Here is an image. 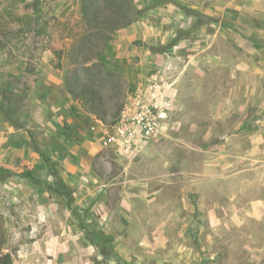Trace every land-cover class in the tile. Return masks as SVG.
Wrapping results in <instances>:
<instances>
[{
  "label": "rangeland",
  "instance_id": "obj_1",
  "mask_svg": "<svg viewBox=\"0 0 264 264\" xmlns=\"http://www.w3.org/2000/svg\"><path fill=\"white\" fill-rule=\"evenodd\" d=\"M226 1L0 0V101L25 124L19 132L3 121L0 132L15 131L20 143L40 135L45 154L51 138L69 149L78 143L77 164L94 153L78 180L32 183L21 164L9 177L0 172V247L12 264H49L66 239L78 244L63 253L70 264H108L114 242L102 258L83 231L105 234L103 218L118 235L114 252L135 256L130 264L264 262V231L243 212L259 196L264 162V16L243 11L241 0L226 9ZM211 9L203 19L187 11ZM152 80L172 85L170 108L141 152L96 151L66 137L87 133L95 118L111 125ZM82 89L96 94L104 119L87 111ZM145 178L161 192L156 206L133 203V227L123 230V188ZM101 202L112 206L107 216Z\"/></svg>",
  "mask_w": 264,
  "mask_h": 264
},
{
  "label": "crops",
  "instance_id": "obj_2",
  "mask_svg": "<svg viewBox=\"0 0 264 264\" xmlns=\"http://www.w3.org/2000/svg\"><path fill=\"white\" fill-rule=\"evenodd\" d=\"M235 1H238V0L226 1V3H225L226 9H228L230 7L233 8L235 5ZM241 3H242L243 11H245V12L247 11V12L251 13V12H253V10H255L258 12L259 15L264 16V0H241ZM213 10L214 9L205 10L203 15L205 17H212L215 15L214 14L215 11L213 12ZM246 37L249 39H255L254 33L250 32V30L247 31ZM160 85L163 88V90L165 91V95H166V97H168L167 101L170 104L169 98L171 97L170 92L172 93V91H171L172 85H170L169 83H165V82H160ZM43 97L45 100L46 96H43ZM53 97L54 98H53L52 103L54 105H57L58 97H56L55 95ZM39 99H42L41 96H39ZM52 110H53V108H52ZM54 113H55V111L53 110V114ZM54 115L56 117L58 114H54ZM58 116H57V118H58ZM57 118H55V119H57ZM3 121L4 120L2 118H0V124H2ZM52 121L54 122V118L52 119ZM33 123H35V122H33ZM96 123H97L96 133H101L102 131H104L102 125L105 126V124L101 120L95 118L94 121L86 129L87 133L91 136H89L84 131H82V134H79L78 133L79 131L75 130V131H68L66 134V137H70L71 139L76 138V140L82 138L83 142L80 143V144H82L81 145L82 147H88V148H91L92 150L95 149L96 151H100V150L103 151L101 149L100 143H99L100 135L93 134L90 131V127L94 126ZM11 126L12 125H10V127ZM6 127H8L7 124L5 125V128ZM41 127H43V124ZM21 130L25 131L24 129H19L18 131L20 132ZM47 130L50 131V129H48V128H47ZM15 134H16L15 131L6 130V129H1V132H0V159H2L1 163H2L3 167H5V168L16 170L17 168H19L17 166H19L21 164V166L31 167V169L33 170L32 177L35 180L40 179L39 177H41V176H45L46 178H51V175H49V173H48L46 164L43 162V160H41V156L39 155V153H36L35 151H33L31 145H30L31 150L28 151V149H27L29 147L28 143L30 142V137L32 136V138H33L34 142L37 144V147L40 150L41 154H43L45 157L49 158L52 163H57V169L59 170L60 174L63 177H65L67 180H72V181L78 180L84 176L83 175L84 172L91 171V170H88V168H87L88 164L85 161H87L86 160L87 158L92 159L94 153L85 156L83 158V160L84 159L85 160L79 164L74 162V160L73 161L71 160L72 156H76V157L78 156L77 150H74L77 148L80 149V146L78 143H75V144L73 143L71 149H69V147L64 148L63 146H61V144H59L57 141H55L54 139L51 138L52 148H50L49 154H45L40 149V146H39V143L42 142V138L40 137V135L36 137V134L34 135L30 132L29 135L27 134L28 139L25 140L23 138V140L20 143V142H14L13 141ZM76 142H78V141H76ZM104 151L106 152V150H104ZM108 151H113V150H108ZM107 153H109V152H107ZM258 168H259V172H260L259 182H258L259 196L257 197V199L255 201L249 202V203H251V207L244 209L243 212L245 215H247V218H249V219L252 218V219L257 220L258 221L257 224L259 225L260 229L264 231V162ZM261 170H262V172H261ZM130 181H132V180H130ZM148 182H149V179L145 178V179H140L138 181V183H135V181H133V184L129 185V186H126L127 183H130L129 181L125 184L123 190H124V192H126V194L122 193L123 194L122 195L123 197H121L122 201L119 204L121 211L118 214V216H119L118 227L122 228L123 230L129 231L133 227V225L131 224V218H132L131 215L138 213L135 209L132 210V207L134 206L133 203L137 204V202H139V203L143 204L145 206V208H152V207L156 206L155 200L157 199L158 195L161 194V192L149 189L148 188ZM129 196H133L134 198L136 197V199L132 198L131 200H129L128 199ZM123 198H125V199H123ZM253 203L257 204V212H255L253 210V207H254ZM100 206L102 208L104 207L103 209L107 211L106 216L109 213H111L112 206H110V202H109V204L108 203L106 204V202H101ZM102 218H103V216H102ZM105 221H104V218L101 219L97 227L101 226L102 231L106 232L105 236H110L113 238L112 240L114 242V244H113V249H114V246L119 243L118 239H114V238H118V235L112 234V232H114L112 226L108 225L107 223H104ZM245 222L247 224L251 223L250 220H248L246 218L243 220L244 225H245ZM261 243H262V247L264 248V241ZM64 245H65V249H63V248L58 249L57 255L54 254V256H53L54 260L51 261V263H49V264H70L69 262L72 263L73 259H68V258L66 259L65 255L63 253L69 252V253L73 254V252L75 251V247H78V244L76 245L74 240H71V239L67 240L66 239ZM60 247H63V245H61ZM115 250H116V248H115ZM41 252H42V250H41ZM258 253L260 254V256H262L264 258V250L263 249H261V251H258ZM132 261H135V256H133V259H131L130 255H124V257H122L119 253L116 252V256L110 257L106 261V263H108V264H130ZM260 261H262V260H260ZM135 262H137V260ZM248 262H250V260ZM44 264H46V262ZM262 264H264L263 261H262Z\"/></svg>",
  "mask_w": 264,
  "mask_h": 264
},
{
  "label": "built area",
  "instance_id": "obj_3",
  "mask_svg": "<svg viewBox=\"0 0 264 264\" xmlns=\"http://www.w3.org/2000/svg\"><path fill=\"white\" fill-rule=\"evenodd\" d=\"M167 98L160 82L152 80L125 101L111 125H102L104 131L96 133L97 123L90 127V131L100 135L102 150L139 153L160 134L161 120L167 119L169 114Z\"/></svg>",
  "mask_w": 264,
  "mask_h": 264
},
{
  "label": "trees",
  "instance_id": "obj_4",
  "mask_svg": "<svg viewBox=\"0 0 264 264\" xmlns=\"http://www.w3.org/2000/svg\"><path fill=\"white\" fill-rule=\"evenodd\" d=\"M189 13H194L196 15H198L201 19L206 18L205 16H203L201 14L196 13V12H192L190 10H187ZM229 28L232 29V27L229 26ZM83 98V102L85 101V106H88L87 111L90 113L95 114L96 116H98L100 119H104L102 117L103 112L101 111V107L98 110V105L100 104V102L97 99L96 94L93 91H87L85 89L81 90V97L80 99ZM0 118H2L4 121H6L7 123H9L10 125L14 126V127H18L19 129H24L25 128V124H23L22 122H20L19 120V116L17 114V108H14L12 106H6L4 105L1 101H0ZM30 143H31V147L33 149V151H35L36 153H39V155L43 158L44 163L46 164L47 170L49 175H51V177H59V170L57 169V166L55 164L57 163H52L51 160L47 157H45L43 154H41L40 150L37 147V144L34 142L32 136L30 137ZM0 172H4L5 175L4 177H9L10 175H14V172L11 169L5 168L0 166ZM61 175V174H60ZM3 178V177H1ZM28 180L32 183H38V180H35L32 177V174H28L27 176ZM61 188H62V192H69V188L65 185V184H61ZM84 229L83 231L86 232L87 236V240L90 242L91 245H93L94 247H96L99 251H100V256L102 258L106 257V253L105 250L103 248V246H110L111 244H113V240L110 236H105V234H102L101 232H98L95 229H91L93 230V233H95L96 231V237H93L89 234L86 226H83ZM113 255H111L110 257L116 256V253L114 252V250L112 249V247L109 248ZM0 264H12V259L9 253H3L1 247H0Z\"/></svg>",
  "mask_w": 264,
  "mask_h": 264
}]
</instances>
